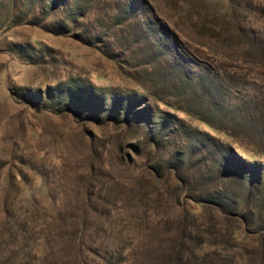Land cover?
I'll return each instance as SVG.
<instances>
[{
    "label": "rangeland",
    "instance_id": "1",
    "mask_svg": "<svg viewBox=\"0 0 264 264\" xmlns=\"http://www.w3.org/2000/svg\"><path fill=\"white\" fill-rule=\"evenodd\" d=\"M232 150L249 163L217 173ZM136 187L168 242L178 194L223 187L256 219L244 255L264 258V0H0V264H77L64 234L60 255L41 240L48 225L62 233L83 194L121 203ZM198 216L218 218L216 238L234 228ZM143 235L121 264H163Z\"/></svg>",
    "mask_w": 264,
    "mask_h": 264
},
{
    "label": "trees",
    "instance_id": "2",
    "mask_svg": "<svg viewBox=\"0 0 264 264\" xmlns=\"http://www.w3.org/2000/svg\"><path fill=\"white\" fill-rule=\"evenodd\" d=\"M49 107L52 109L54 105ZM188 114L194 117L193 114ZM205 121L221 133L233 135L231 129L213 124L209 120ZM225 147H227V143ZM227 158L221 161L217 173L227 174L229 177L236 173L235 169L241 167V164L249 163L233 150L230 158L237 165L232 164L231 166ZM122 160L125 159L122 157ZM203 188L191 189L193 191L189 193L184 191L182 195L178 194V197L181 196L183 199L185 215L184 226L179 228V237L175 241L163 240V230L157 229L154 224L155 218H150L152 214L147 209L148 203L154 201V198L151 193L142 192L137 187L121 203L111 202L101 192L99 194H83V209L65 215L62 233L56 231L49 224L46 228L47 236H42L41 240H45L52 248H57L60 255L63 248H60L58 241L66 238L73 245L72 250L78 261L77 264H121L120 257L124 240L132 233H135V236L144 234L143 236L149 237L150 235L147 244L148 248L153 250V254L151 253L152 257H147V259L152 263L155 260V263L159 261L163 264H252L249 256L244 255L242 251L243 238L240 237V233H245L248 237L249 225H254L256 219L248 218L244 214H240L241 211L230 208L234 200L226 196L227 193L223 187L216 199L212 198V195L203 198L201 190ZM93 197H96L98 202L91 206ZM192 201L197 204L196 208L191 206ZM212 208L220 210L225 219L234 225L232 230H223L225 233L220 235V238L213 235L217 230L220 232V227L223 228L218 218L211 216L208 220L200 222L198 216ZM236 214L241 215L244 222H249L247 227L242 229L234 223ZM196 217L199 222H195ZM147 219L151 222L146 223ZM46 223L48 224V222ZM205 233L209 236L204 237ZM61 234H64L65 238ZM51 237L54 239L50 243L47 240ZM263 237L264 228L261 231L257 230V238L261 241ZM90 255L92 256L90 257ZM154 256H157V259H154ZM255 263L264 264V258L262 257Z\"/></svg>",
    "mask_w": 264,
    "mask_h": 264
}]
</instances>
